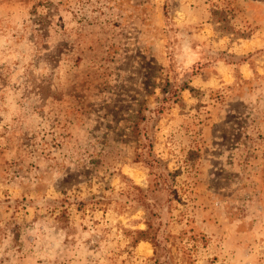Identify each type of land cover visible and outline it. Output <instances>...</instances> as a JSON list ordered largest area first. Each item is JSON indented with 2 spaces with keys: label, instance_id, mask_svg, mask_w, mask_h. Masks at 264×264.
<instances>
[{
  "label": "rangeland",
  "instance_id": "1",
  "mask_svg": "<svg viewBox=\"0 0 264 264\" xmlns=\"http://www.w3.org/2000/svg\"><path fill=\"white\" fill-rule=\"evenodd\" d=\"M0 264H264V0H0Z\"/></svg>",
  "mask_w": 264,
  "mask_h": 264
}]
</instances>
